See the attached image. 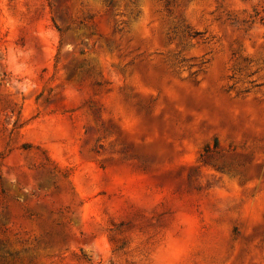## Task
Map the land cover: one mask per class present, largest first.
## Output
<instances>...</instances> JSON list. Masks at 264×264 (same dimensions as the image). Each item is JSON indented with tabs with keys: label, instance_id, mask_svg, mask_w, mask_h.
Returning a JSON list of instances; mask_svg holds the SVG:
<instances>
[{
	"label": "rangeland",
	"instance_id": "obj_1",
	"mask_svg": "<svg viewBox=\"0 0 264 264\" xmlns=\"http://www.w3.org/2000/svg\"><path fill=\"white\" fill-rule=\"evenodd\" d=\"M0 264H264V0H0Z\"/></svg>",
	"mask_w": 264,
	"mask_h": 264
}]
</instances>
